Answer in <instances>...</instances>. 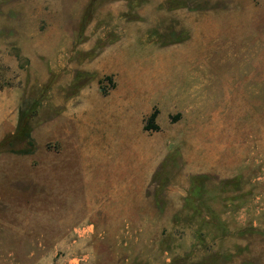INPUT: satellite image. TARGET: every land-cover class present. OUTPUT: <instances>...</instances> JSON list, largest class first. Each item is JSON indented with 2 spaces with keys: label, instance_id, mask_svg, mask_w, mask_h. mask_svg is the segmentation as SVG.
I'll return each mask as SVG.
<instances>
[{
  "label": "rangeland",
  "instance_id": "rangeland-1",
  "mask_svg": "<svg viewBox=\"0 0 264 264\" xmlns=\"http://www.w3.org/2000/svg\"><path fill=\"white\" fill-rule=\"evenodd\" d=\"M88 2L0 0V264H264V0Z\"/></svg>",
  "mask_w": 264,
  "mask_h": 264
},
{
  "label": "trees",
  "instance_id": "trees-1",
  "mask_svg": "<svg viewBox=\"0 0 264 264\" xmlns=\"http://www.w3.org/2000/svg\"><path fill=\"white\" fill-rule=\"evenodd\" d=\"M100 0H89L82 19H81V31L83 32L86 27L92 21L94 14L98 8ZM186 39V38H185ZM106 79L109 80L112 87H114V82L111 76H107ZM104 95L108 94L107 88H101ZM159 114V110L155 108L153 112L147 117L144 130L145 131H158L160 130V125L157 123V117ZM35 115L33 113H21L19 125L17 130L8 135L3 139L0 143V152L2 151H14V152H29L32 147V143L30 142V132L32 129L31 120ZM24 144V146H20V144ZM160 178L162 181L161 172H157L154 175V180ZM207 179L206 175H195L191 179V187L190 192L187 197V202L189 208H191L196 215H202L205 211L211 216V221L218 226L222 225V221L218 215H216L209 205V190L207 185L205 184V180ZM233 182L231 180L224 181L228 187L232 185ZM225 229V227H224Z\"/></svg>",
  "mask_w": 264,
  "mask_h": 264
},
{
  "label": "crops",
  "instance_id": "crops-1",
  "mask_svg": "<svg viewBox=\"0 0 264 264\" xmlns=\"http://www.w3.org/2000/svg\"><path fill=\"white\" fill-rule=\"evenodd\" d=\"M152 112H153V111H152ZM152 112H151V113H152ZM151 113H150V114H151ZM143 129H144V125H143ZM127 193H128V192H127Z\"/></svg>",
  "mask_w": 264,
  "mask_h": 264
}]
</instances>
